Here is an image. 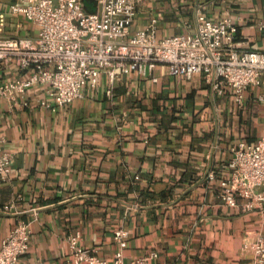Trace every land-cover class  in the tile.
<instances>
[{
  "label": "crops",
  "instance_id": "1",
  "mask_svg": "<svg viewBox=\"0 0 264 264\" xmlns=\"http://www.w3.org/2000/svg\"><path fill=\"white\" fill-rule=\"evenodd\" d=\"M198 14L231 17L237 48L264 50V0H144L132 30L155 18L158 38L186 34ZM22 20L8 16L7 32L34 35ZM155 75L157 82L118 76L111 95L102 76L57 108L40 104V87L17 104L0 102L2 151L11 156L7 180L0 177V240L22 221L30 232L16 264L64 260L76 231L111 261L119 228L128 233L127 264L151 251L168 264H253L247 246L264 235V213L227 206L219 182L231 148L264 130V86L239 105L230 88L217 94L202 74L187 79L158 66ZM19 76L13 63H0V82Z\"/></svg>",
  "mask_w": 264,
  "mask_h": 264
},
{
  "label": "built area",
  "instance_id": "2",
  "mask_svg": "<svg viewBox=\"0 0 264 264\" xmlns=\"http://www.w3.org/2000/svg\"><path fill=\"white\" fill-rule=\"evenodd\" d=\"M143 1L6 0V10L0 11V63H13L22 76L0 82V102L17 104L29 89L40 87V104L57 108L81 97L87 85L97 88L102 76L107 95L118 76L136 74L157 82L158 66L187 79L202 74L215 93L230 88L239 105L247 90L264 86V50L238 49L231 17L210 20L198 14L192 32L158 38L155 18L132 30ZM8 16L35 24L36 33L7 32ZM257 99L264 102V93ZM3 141L0 137V177L7 180L11 156L2 151ZM231 153L229 175L219 182L221 199L229 207L264 213V130L255 142L238 141ZM29 236V224L17 223L0 240V264H16L28 250ZM127 237L125 229L115 230L120 249L108 261L84 247L76 231L67 238L68 256L53 264H127L122 252ZM247 248L253 264H264V235L257 233ZM128 264L168 263L151 251Z\"/></svg>",
  "mask_w": 264,
  "mask_h": 264
},
{
  "label": "rangeland",
  "instance_id": "3",
  "mask_svg": "<svg viewBox=\"0 0 264 264\" xmlns=\"http://www.w3.org/2000/svg\"><path fill=\"white\" fill-rule=\"evenodd\" d=\"M22 21H25V23L27 24V27H28V29L29 30H31V31H35L36 32V25L35 24H32V23H29V22H27L26 20H22Z\"/></svg>",
  "mask_w": 264,
  "mask_h": 264
}]
</instances>
